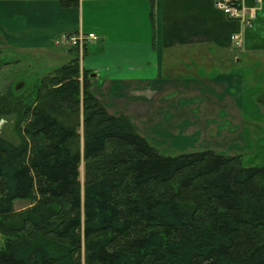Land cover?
I'll use <instances>...</instances> for the list:
<instances>
[{
  "label": "trees",
  "instance_id": "obj_1",
  "mask_svg": "<svg viewBox=\"0 0 264 264\" xmlns=\"http://www.w3.org/2000/svg\"><path fill=\"white\" fill-rule=\"evenodd\" d=\"M55 72L28 84L26 137H0V264H264V166L165 156L107 110L78 58Z\"/></svg>",
  "mask_w": 264,
  "mask_h": 264
},
{
  "label": "crops",
  "instance_id": "obj_2",
  "mask_svg": "<svg viewBox=\"0 0 264 264\" xmlns=\"http://www.w3.org/2000/svg\"><path fill=\"white\" fill-rule=\"evenodd\" d=\"M258 1L254 22L245 28L217 9L216 0H0V58L14 71L36 68L41 79L78 56L55 40L95 34L99 40L86 47L81 65L96 75L92 93L112 115L129 116L140 135L135 118L157 133L190 137L203 129V138L211 137L203 146L228 140L226 150H232L230 130L243 128L248 71L232 66L264 72V0ZM172 88L181 89L176 100ZM224 111L228 130L221 123L202 128L203 120L214 122ZM216 127L220 136L208 133Z\"/></svg>",
  "mask_w": 264,
  "mask_h": 264
},
{
  "label": "rangeland",
  "instance_id": "obj_3",
  "mask_svg": "<svg viewBox=\"0 0 264 264\" xmlns=\"http://www.w3.org/2000/svg\"><path fill=\"white\" fill-rule=\"evenodd\" d=\"M99 47L100 46L97 45L95 50H98ZM247 67L248 66H244V63H236L232 66V69H236L237 71L248 70L245 72L247 84L243 89V108L239 116L243 118V128H240L239 125L237 129L230 130L231 134H234L231 136L234 141V143H232V150H226V147H231L228 140H220L216 145L209 142L208 144L211 145L213 149L209 147V145L203 146V143H207V141L211 139L210 135L205 136L208 140L203 138V129L190 135V137L185 136L183 132L177 134L175 130L167 131L165 129H160V133H157L150 127L149 123L142 124L140 119L135 118L136 120L134 119V122L138 124V131L165 156H177L183 153L202 150H211L216 153L224 151L222 153L223 155L240 156L242 164L245 166H264V72L261 71L263 68L251 70L247 69ZM35 71H37L36 68H33L31 71H14L13 68L7 69V66H5L0 58V105L4 107L1 111L2 113H0V137L14 145H18L22 141V138L26 137V129L30 124V119L21 116V109L22 106L25 107L26 105L24 104H28V102L32 103V107L29 108H33L34 99L36 98V89L35 87H28V84H33L34 86L40 84V79L35 78L37 76ZM55 73V71L48 73L44 77L48 76L49 79H52ZM189 74L190 73H186L185 75L188 76ZM92 75L93 74L90 73V77H92ZM18 87L19 94H16L15 91ZM171 90L170 93H173V95L175 94L174 99L176 100L178 98L177 93L181 91V89L172 88ZM189 92L194 93V90L191 89ZM167 94H169V92ZM189 98L191 99V97ZM189 106L193 107L192 104ZM134 117H137V115H134ZM225 117L226 114L224 111L214 122L213 120H203V123L206 125L203 127V124H201L202 128H206V126L210 128L212 125L217 126L221 123L224 129H227L228 122H226L227 119ZM227 117H229V115ZM228 119L231 120L230 118ZM216 128L217 129L214 131L208 133L213 136L216 134L220 136L218 127ZM220 131L226 133L222 128ZM202 146L207 149L199 150ZM82 171L83 170H81V173ZM30 206V201L18 200L14 204V209L16 212H20L27 210ZM2 240L0 239V245L3 243Z\"/></svg>",
  "mask_w": 264,
  "mask_h": 264
},
{
  "label": "built area",
  "instance_id": "obj_4",
  "mask_svg": "<svg viewBox=\"0 0 264 264\" xmlns=\"http://www.w3.org/2000/svg\"><path fill=\"white\" fill-rule=\"evenodd\" d=\"M216 6L230 19L239 20L246 27L251 25L255 17L254 12L246 7L245 0H240L238 4H235V2L231 0L218 1ZM97 39V36L94 34L86 35L81 33L77 36H63L56 41V44L59 46L78 47L83 49L89 42L96 41ZM232 40L236 46H241V39L238 35H233Z\"/></svg>",
  "mask_w": 264,
  "mask_h": 264
},
{
  "label": "water",
  "instance_id": "obj_5",
  "mask_svg": "<svg viewBox=\"0 0 264 264\" xmlns=\"http://www.w3.org/2000/svg\"><path fill=\"white\" fill-rule=\"evenodd\" d=\"M95 75H92V77H94Z\"/></svg>",
  "mask_w": 264,
  "mask_h": 264
}]
</instances>
